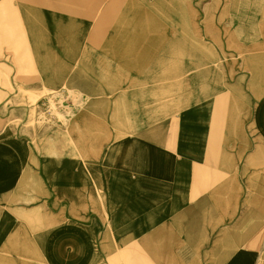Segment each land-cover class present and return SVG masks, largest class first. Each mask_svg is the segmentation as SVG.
Wrapping results in <instances>:
<instances>
[{"label": "crops", "instance_id": "obj_1", "mask_svg": "<svg viewBox=\"0 0 264 264\" xmlns=\"http://www.w3.org/2000/svg\"><path fill=\"white\" fill-rule=\"evenodd\" d=\"M127 1L0 0V227L18 209L0 253L13 264H232L235 239L262 252L251 223H264V0H210L208 21L192 1L195 40L223 62L205 77L186 61L124 60ZM60 85L89 98L82 165L67 170L46 162L60 135L36 146L10 122L28 92ZM93 120L127 133H91Z\"/></svg>", "mask_w": 264, "mask_h": 264}, {"label": "bare ground", "instance_id": "obj_2", "mask_svg": "<svg viewBox=\"0 0 264 264\" xmlns=\"http://www.w3.org/2000/svg\"><path fill=\"white\" fill-rule=\"evenodd\" d=\"M192 1L193 0H128L123 13V25L124 28H126L122 31L123 46L121 52L123 59L125 60L134 54L142 55L144 57L142 65H145L149 59L167 58L169 60V68L172 70L178 65L177 63H174V61L180 60L181 63L186 61L184 72H196L198 74L197 77H205L208 75L210 73V60L212 59L214 61V59L217 58V52L215 47L209 45L201 46L199 41L195 40L193 27L196 17L195 11L197 10L195 7H193L195 6V2ZM196 4L200 5L199 2H196ZM144 6H148L149 8L146 9ZM210 6L211 5H208L205 8L207 21L211 16L209 13ZM147 10L158 13H147ZM159 21L164 22L166 26L170 25L172 27H176V29H171L170 31L145 29L146 27H151V25H154V22ZM135 40H139L138 42L140 43H145L147 41L152 43V45L148 48L136 47L135 45L132 46L131 43H133ZM239 49L241 50V47H239ZM221 50L225 54V58L231 57V55L227 54L225 47H221ZM107 54H114V46L107 47ZM157 55L161 57H158ZM199 55H201V63ZM125 69H131L130 64H127L126 67L124 66V70ZM221 75L224 81H226L225 74ZM101 112L102 111H96V113L99 115H101ZM122 127L124 129L129 128L125 125ZM98 128L101 129V134H103L102 131H105L104 129H107L106 126H100ZM78 130H82V122H78L76 125L74 124L73 126L71 125L67 127L64 132H62L61 129H58L55 130L54 133L69 137L71 135L72 139V135H74ZM7 133L8 132H4L2 135ZM71 145L73 146V149L70 150V152H66V148L63 146L59 149L54 145L50 146L48 148V154L51 156V158L49 157L46 160L47 165H55V163H57L62 169L66 170L74 165L81 166L82 163L79 159L81 158V155L78 150L79 146L74 141H71ZM4 210L5 217L3 219V224L0 227V243L4 242L5 238H3V236L10 228L11 222L9 219L12 217V211H18V209L10 207H6ZM253 210L254 209L252 207V211ZM22 213L25 214L23 211ZM259 226H263V221L252 222L251 230L253 231ZM235 240V253L233 255L232 264H264V255H257L253 251L248 252L247 248L243 247V243H239L237 239ZM15 241L16 239H9L6 244H12ZM18 255L19 254L15 256ZM40 257L42 256L40 255ZM10 258L11 255L0 253V264H13L11 263ZM229 261V264H231V258H229ZM37 262L44 264L41 258L40 260H37Z\"/></svg>", "mask_w": 264, "mask_h": 264}, {"label": "rangeland", "instance_id": "obj_3", "mask_svg": "<svg viewBox=\"0 0 264 264\" xmlns=\"http://www.w3.org/2000/svg\"><path fill=\"white\" fill-rule=\"evenodd\" d=\"M200 5L205 11L206 6L211 5L210 0H200ZM205 16V14H204ZM205 21V20H204ZM220 51H221V47ZM221 54L225 57V54L221 51ZM220 54V55H221ZM219 65H222V57H217ZM89 98L84 95L81 90L74 89L67 85H60L55 87H47L39 92L27 93L26 99L23 101V106L27 108L25 114L21 116L20 119H15L10 122L12 126H20L23 127V132L30 135L34 140V144L36 146L40 144L46 145L47 141L50 140V134H52L55 130L61 129L62 132L66 130L67 127L76 125L78 122H82V116L84 113V107L88 105ZM91 123L90 131L94 132L96 125L100 124L99 121H95ZM106 125L107 131L111 133V137L114 136V131L117 134L125 135L127 131L121 129H115L113 125V120L106 122L103 121ZM95 126V127H94ZM48 127V128H46ZM27 130V131H26ZM82 130H78L75 132V136L77 135V139L75 143L82 144L78 138H81ZM60 135V134H59ZM44 137H46L45 140ZM63 138V141L60 142L66 148V139L67 136L60 135ZM41 138L43 139L41 141ZM40 139V140H38ZM38 141V142H37ZM80 150H82V145L79 146ZM259 230V228L257 229ZM261 233H264V223L261 226ZM257 232L252 231V235ZM252 241L256 240V248H260L262 251L258 253V255H264V236L262 237H251Z\"/></svg>", "mask_w": 264, "mask_h": 264}]
</instances>
